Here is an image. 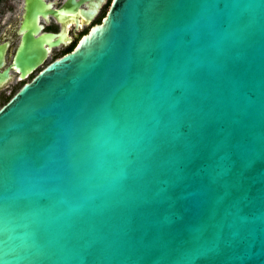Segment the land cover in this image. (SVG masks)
Listing matches in <instances>:
<instances>
[{
    "label": "water",
    "instance_id": "95a60500",
    "mask_svg": "<svg viewBox=\"0 0 264 264\" xmlns=\"http://www.w3.org/2000/svg\"><path fill=\"white\" fill-rule=\"evenodd\" d=\"M56 34L27 32L25 73ZM0 264H264V0H111L26 81Z\"/></svg>",
    "mask_w": 264,
    "mask_h": 264
},
{
    "label": "flooded vegetation",
    "instance_id": "af4514ba",
    "mask_svg": "<svg viewBox=\"0 0 264 264\" xmlns=\"http://www.w3.org/2000/svg\"><path fill=\"white\" fill-rule=\"evenodd\" d=\"M76 1L73 5L70 0H0V107L45 64L72 50L90 27L102 20L111 3V0H101L89 17L88 10L97 0ZM53 9H60L59 17ZM35 12L41 24L38 31L33 29ZM28 31L33 37L41 32L58 33L53 39L59 42L51 45L44 42L47 53L43 60L25 73L24 63L20 61L23 55L18 52L16 58V54L19 46L25 45Z\"/></svg>",
    "mask_w": 264,
    "mask_h": 264
}]
</instances>
